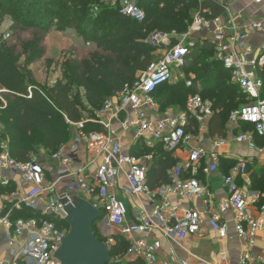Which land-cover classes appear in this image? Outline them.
I'll return each instance as SVG.
<instances>
[{"label": "built area", "instance_id": "1", "mask_svg": "<svg viewBox=\"0 0 264 264\" xmlns=\"http://www.w3.org/2000/svg\"><path fill=\"white\" fill-rule=\"evenodd\" d=\"M200 3L207 0H198ZM255 5H263L264 0H252ZM106 6L118 9L122 16L143 22L145 11L138 0H104ZM241 14L227 24L221 18L207 20L199 13L182 41L173 45L162 59L154 63L131 86H126L108 99L102 110L96 111L91 119L79 123L67 121L73 130L72 139L51 154H32L28 161H18L12 157L7 142L0 146V188L12 187L9 193L0 192V231L5 235L9 257H1L0 264H62L56 257L62 242L70 229L60 227L57 220H63L58 211L64 206L61 197L69 199L74 195L85 200L101 213L110 229H118L130 244L125 258L142 261L145 264H215L205 259L179 261L175 257L173 244L186 237L201 232L205 224L204 215H210L211 223L221 238L228 237V226L224 215L231 212L236 221L238 238L252 244L258 233H264V205L260 216L253 217L249 198L258 199L256 194H248L239 186L237 177L245 175L248 160L240 157L231 175L224 178L229 196L219 202L213 210V194L197 176L201 171L212 174L219 171V154L203 148L191 146L194 134L187 129L195 120L199 127L206 126L207 119L214 114V105L201 95H190L186 110L175 116L153 120L152 113L157 107L154 92L176 77L184 79L185 58L198 41L190 39L192 34L213 29L210 41L214 56L229 70L231 82L246 95L248 103L233 111L232 124H251L254 130L235 137V142L252 150L264 153L256 136L264 137V38L256 49L249 42V34L235 24ZM250 25L255 31H264V17L251 14ZM167 35L154 33L148 43L156 48L163 45ZM192 86V81H187ZM33 89L29 88L32 97ZM92 123L102 127V131H85V125ZM115 124L128 131L135 129L137 137H145L149 144L157 143L164 150L174 154L187 153L183 170L191 177L183 178L180 170L172 175L168 185L151 188L148 172L154 155L133 156L122 152V144ZM226 141L220 139L216 146ZM183 171V172H184ZM126 181L125 185L122 182ZM122 194L130 200H137L139 213L128 219V205L118 198ZM175 194L188 200H203L206 211L195 208L173 207L168 196ZM141 197L147 199L148 205ZM133 203V202H132ZM136 203V204H137ZM137 205V206H138ZM25 208L38 213L36 217L15 218L16 212ZM162 239L169 243V262H160L163 251ZM110 243L114 244L111 239ZM246 256L243 263L249 261ZM112 264V260L110 263Z\"/></svg>", "mask_w": 264, "mask_h": 264}, {"label": "trees", "instance_id": "2", "mask_svg": "<svg viewBox=\"0 0 264 264\" xmlns=\"http://www.w3.org/2000/svg\"><path fill=\"white\" fill-rule=\"evenodd\" d=\"M138 4L145 11L143 22L122 16L118 9L106 6L104 0H0V22L8 16L17 27L40 33H48L51 28L61 32L71 30L97 49L81 64L70 71L65 70L63 78L53 86L43 90L33 86L31 71L24 73L20 69L18 56L7 51V45L0 37V90L4 91L2 96L7 103V107L3 108L4 104L0 102V122L5 129L1 131L0 146L6 139L13 158L28 161L42 146L51 154L72 139L73 130L67 121L79 123L85 120L82 105L72 94L75 80L86 89L94 111L102 110L105 102L115 93L135 83L137 73L146 72L157 62L158 49L148 43L152 33L186 34L194 21L192 11H201L210 21L224 13V8L211 0L202 3L198 0H138ZM206 10H209V16L205 15ZM176 44L178 41L173 39L172 46ZM42 56L41 49H36L31 53L29 62L33 63ZM204 58L213 60L208 62ZM214 58L209 40L197 42L189 50L183 67L187 76L191 72L197 76L192 86L188 87L184 79L174 84L166 83L153 94L162 111L177 108L185 111L188 97L194 94L210 100L215 111L209 124L213 137L224 136L225 124L231 113L244 106L240 104L247 100L242 90L231 82L229 70ZM30 87L33 89L32 97H28ZM94 116L93 113L90 118ZM241 127L243 131L254 130L251 124L242 123ZM102 130L99 125H85L86 132ZM198 130L199 124L192 120L188 133L197 134ZM256 141L259 146H264V137L257 135ZM133 150L141 151V154L153 151L140 142ZM156 151L158 154L148 172L151 188L170 184L173 181L171 172L177 169L179 163L163 146L159 145ZM237 164L238 161L222 158L219 172L229 176ZM247 174L250 176L249 188L264 193V165L248 164ZM180 175L185 178L182 170ZM241 176L237 179L239 185H242ZM12 190V187L0 188L1 193ZM37 215V212L25 208L16 212L14 217ZM102 215L103 218L94 223L93 230L98 241L104 243L95 230L96 225L104 220L105 214ZM56 222L60 227L70 229L64 220ZM129 246L126 239L118 238L108 250L109 257L112 253L120 255L126 252ZM133 264L145 263L136 261Z\"/></svg>", "mask_w": 264, "mask_h": 264}, {"label": "crops", "instance_id": "3", "mask_svg": "<svg viewBox=\"0 0 264 264\" xmlns=\"http://www.w3.org/2000/svg\"><path fill=\"white\" fill-rule=\"evenodd\" d=\"M211 1L217 3L218 5L224 8V13L217 18H221L223 22H225V24L229 23L231 19H233L234 17H238L241 14H243L244 17H242L241 19H237L235 21V24L240 28L247 26V30L245 31L249 34V42L252 44L254 48L257 49L261 45L264 38V31H255L251 29L250 25L253 19L250 16L251 14H257V18H263L264 4L255 5L252 0H211ZM199 13L202 12L197 11V15ZM204 13L205 15L207 14L209 16L210 12L209 10H206ZM202 15L204 16L203 13ZM195 18L196 17H194V20ZM192 25L190 26V28L192 27ZM213 29H211L210 31L204 30L201 33H194L192 34V38L190 37V39L198 42L199 41L203 42L206 39H211L213 36ZM183 35L167 34V37L163 45L158 47L159 50L156 52V54H158V52L161 53L162 52L161 50L163 48L169 50L172 47L173 39L177 40L178 43L181 42ZM165 53L166 52L163 53V56L165 55ZM183 75H184V79L187 81L193 82L197 78L194 72H191L189 76H187L186 73L183 71ZM262 75H264V73L263 74L261 73L260 75L261 77L264 78V76ZM184 79H180L179 76L176 77L177 82ZM200 86L201 85L199 84V87ZM156 103H157V107L155 111L152 113L153 120H161L164 118L175 116L183 111L180 108L162 111L159 103L157 101ZM213 115L207 119L206 126L199 127L198 133L193 135L194 140L192 141L191 146L194 148L195 147L203 148L208 152H217L220 157L219 161L222 158L238 161V159L242 157L244 159H247L250 165L263 166L264 153H261L257 150H252L246 146L239 145L235 142L236 136L245 132H251L253 130L243 131L241 124L234 125L230 122V120H228L225 124L224 136L218 135L213 137L210 133V125H209ZM115 128L118 133L120 142L122 144V152L124 154L141 156L140 155L141 151L133 150L134 147L140 142L142 144L144 143V146H146V148L153 150L151 153H147L144 155L152 154L156 158L158 154V151H156V149H158V146L160 144L158 145L157 143H153L150 145L149 141L145 137L138 138L137 131L135 129L124 131L119 126V124H115ZM220 139L225 140L226 144L217 147L216 143ZM172 155L174 159L179 160L177 169H182V171H184L183 166L185 164L187 153L185 151L184 152L179 151ZM175 170L176 169L172 170L171 176L174 174ZM200 173L197 176V179L202 184L206 185L210 190V192L213 194L214 199L212 202V206H213V210L216 211L219 202L223 199H226L229 196L228 188L224 185V181H223L224 178L227 176L223 175L219 171L212 174H205L203 171H201ZM183 175L185 178L191 177V175L185 171L183 172ZM237 182L239 183V181ZM240 183L242 185L239 186L243 189V191H245L250 195L251 194L258 195L259 197L258 199H254L250 197L249 204H250V212L253 215V217L256 218L259 217L260 209L264 205V193H261L259 191H252L249 188L250 176L248 174L241 176ZM125 184L126 181H123L122 185ZM118 198L125 203L127 202L126 204L128 205V209H129L128 219L132 220L133 217L137 213H139V205L137 203L138 201L135 199L132 201L122 194H118ZM140 199H142V202H144L145 205H148L147 199L145 197H141ZM168 199L173 207H177L179 209L178 211L179 216H182V212L180 210L183 208H195L198 211H201L202 213L206 211V206L203 200H198V199L188 200L185 198L178 197L175 194H170L168 196ZM204 219H205V224L200 233L192 236H188L184 241H179L178 243L173 244L174 253H175L174 255L179 261H184V260L196 261L197 259L201 258L211 261L215 264H244L243 263L244 258L246 256H249L250 259L245 264H264V233L262 232L258 233L252 244L246 243L245 241L237 237L235 231V225H236L235 217L231 212H229L224 215V221L228 226V237L221 238L217 229L211 223L210 215L205 214ZM106 227L109 230L107 224ZM162 243H163V251L160 253L159 261L161 263L162 262L171 263L170 254H169V247H170L169 243L164 239H162ZM1 257H9L5 235L3 234L2 231H0V258Z\"/></svg>", "mask_w": 264, "mask_h": 264}, {"label": "rangeland", "instance_id": "4", "mask_svg": "<svg viewBox=\"0 0 264 264\" xmlns=\"http://www.w3.org/2000/svg\"><path fill=\"white\" fill-rule=\"evenodd\" d=\"M96 11H98V9ZM196 15V11L191 12L193 19L196 17ZM152 34L149 37H151ZM173 34L174 33L171 35ZM0 37L5 41L7 45V51H10L18 56V64L20 69L24 73L31 71L33 77V86L43 90L50 88L56 83L58 79L63 78L65 70L70 71L77 64H81L97 51L93 44L86 43L82 38L79 37L78 34L71 30L61 32L57 29L51 28L48 33H40L34 29H23L17 27V25L14 24L12 18L8 16L2 22H0ZM38 37L41 39L39 40ZM153 47L156 48L155 46ZM36 49H41L43 56L33 63H30L29 57ZM161 51V53L158 52V54H156L157 61L163 58V53L167 52L168 50L163 48ZM203 60L210 62L213 60V58H204ZM141 76L142 72L137 73L134 82H136ZM171 83H177L176 78ZM3 93L4 91L0 90V102L4 104L3 108H5L7 107V103L2 96ZM72 94L73 97L82 105L85 119H91L90 116H92L93 113L95 115L96 111H94L93 107L89 103L86 89L80 86L76 80L73 82ZM248 102V99L244 100V102H241L240 106L247 104ZM4 130L5 129L0 122V136L1 131ZM4 142H7L9 145V142L6 139H3L1 143ZM47 153L48 152L42 146L34 154L40 155ZM141 156L145 155L141 154ZM73 197L79 198L76 195ZM21 216H28V214H22ZM95 230L107 245L108 250H111V248L117 243L118 238H122V235L118 229L112 230L109 228V231L104 222L96 225ZM111 239L114 241V244L109 242ZM126 252H123L120 255H114L111 251L112 254L110 260H112V264L135 263V261H130L129 259L125 258Z\"/></svg>", "mask_w": 264, "mask_h": 264}, {"label": "water", "instance_id": "5", "mask_svg": "<svg viewBox=\"0 0 264 264\" xmlns=\"http://www.w3.org/2000/svg\"><path fill=\"white\" fill-rule=\"evenodd\" d=\"M63 210L58 215L69 225L70 232L56 254L62 264H109L110 257L105 243L94 234V223L103 215L85 200L61 197Z\"/></svg>", "mask_w": 264, "mask_h": 264}]
</instances>
